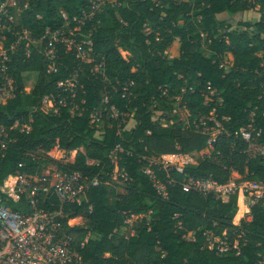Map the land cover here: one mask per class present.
<instances>
[{
    "label": "trees",
    "instance_id": "16d2710c",
    "mask_svg": "<svg viewBox=\"0 0 264 264\" xmlns=\"http://www.w3.org/2000/svg\"><path fill=\"white\" fill-rule=\"evenodd\" d=\"M88 1L19 0L16 27L41 37L46 29L61 27V12L73 18ZM119 2V7L105 6L93 35V50L104 58L107 82L90 75V66H84L83 88L76 101L79 110L74 116L69 108H61L57 114L39 109L42 98L72 69L70 52L60 50L63 64L52 74L46 73L43 59L36 55L21 57L14 65L19 83L23 74L37 72L39 76L29 94L21 93L20 88L13 99L0 104V127L8 130L21 121L31 128L26 134L9 130L12 142L0 156V184L7 176L41 173L48 163L77 151L74 163L65 168L102 181L90 189L87 202L71 206L72 217L84 221L83 226L68 230L76 243L79 264H264L261 202L250 207L251 219L247 220L241 217L248 212L246 200L233 196L222 203L212 196L185 192L181 186L184 177L223 185L233 172L264 185V160L249 158L245 142L234 136L251 125L261 130L264 142V0ZM249 10L260 18L238 23L244 28L241 31L232 30L220 18ZM175 40L180 43L179 55L167 59L165 53ZM118 49L127 54V61ZM164 86L167 94L160 97L159 89ZM124 93L127 96L122 98ZM103 94L109 101L101 112L98 138L90 124L91 114L100 106ZM175 98L185 105L188 122L214 110L219 119L226 118L223 125L229 135L218 137L208 148L206 137L185 128L171 115ZM111 108L128 112L127 122L121 125L120 118H111ZM159 110L166 120H172L170 126L154 121ZM131 121L134 126L128 128ZM116 146L124 151L117 163L126 177L120 184L122 192L110 178L113 166L108 155ZM54 150L52 160L48 155ZM176 153L196 154L198 161L184 166L183 173L152 168L166 186L167 197L162 199L143 173L144 157ZM87 159L93 163L87 165ZM124 213L142 217L132 235ZM235 217L241 218L238 223H234ZM205 232L227 240V253L219 255L206 247ZM189 233L193 234L191 240L186 239Z\"/></svg>",
    "mask_w": 264,
    "mask_h": 264
},
{
    "label": "built area",
    "instance_id": "2783aa9c",
    "mask_svg": "<svg viewBox=\"0 0 264 264\" xmlns=\"http://www.w3.org/2000/svg\"><path fill=\"white\" fill-rule=\"evenodd\" d=\"M119 1L89 0L73 18L61 12V27L57 30L46 29L41 37L36 38L28 30L16 27L15 12L19 0H0V104L13 99L20 88L22 89L20 92L25 93L24 74L20 83L13 74V67L21 57L28 59L32 55L40 56L45 64L46 73L52 74L63 64L60 50H66L71 53L73 67L67 77L57 83L55 90L42 98L39 109L45 114H57L59 109L69 108L70 114L74 116L79 110L76 101L78 91L83 88L80 78L85 75L84 66H90V75L107 82L104 58L96 55L93 50V35L99 27L98 17L105 6L119 7L121 5ZM118 51L127 61L126 53L121 49ZM93 63L96 65L91 67ZM159 91L160 97H164L168 90L164 86ZM126 96L127 94L124 93L122 98ZM205 99H208L206 95ZM174 100L186 110L185 105L178 101V98ZM108 101V95L103 94L100 106L91 114L90 124L96 129L98 138L102 128V124H99L101 112L106 111ZM155 106L153 105V108ZM175 114L174 108L171 115L177 116ZM110 117L120 118V124L123 125L127 122L129 114L119 113L111 108ZM165 117L166 115L162 119H157L160 120L158 124L162 127L172 124V120H166ZM223 121H226V118L219 119L213 110L206 116L188 122L185 128L206 137V145L210 148L215 139L229 135ZM12 129L26 134L31 128L29 124L21 121H16L8 130L0 127V156L12 142L8 135L9 130ZM261 133V130L251 125L240 128L234 133L235 138L245 142L247 146L245 153L249 158L264 160V142L261 141ZM121 153H124L123 148L116 146L108 155L113 166L110 178L116 183L126 181L125 174L117 165L118 155ZM51 159L53 160V157ZM171 160H174L172 163L174 165L169 164ZM54 161L57 163L54 168L35 175L7 176L0 184V264H79L76 243L68 234V230L82 226L76 221L83 219L80 216L72 217L71 206L87 202L90 189L99 186L102 181L98 176L66 169V166L74 163L69 160L68 154ZM144 161L146 167L143 173L150 177L153 187L162 199L167 197L166 186L156 178L152 168L157 167L158 170L163 171L175 169L183 173L184 166L197 164L193 156L182 153L145 156ZM92 163L86 160L87 165ZM181 186L185 192H195L204 197L212 196L222 203H227L233 196L246 200L248 212L242 217L247 220L251 219L249 210L253 204L261 202L264 206V185L250 180L247 175L239 176L235 172L223 185H217L211 179L184 177ZM124 218L128 232L132 235L138 217L132 213H124ZM203 238L205 246L209 249H215L219 255L227 253L230 246L227 240L216 237L211 232H205ZM237 246L238 242H235L233 247L237 248Z\"/></svg>",
    "mask_w": 264,
    "mask_h": 264
},
{
    "label": "rangeland",
    "instance_id": "374dc122",
    "mask_svg": "<svg viewBox=\"0 0 264 264\" xmlns=\"http://www.w3.org/2000/svg\"><path fill=\"white\" fill-rule=\"evenodd\" d=\"M220 18L223 19V20H225V21H227L229 24H231L232 25V30L241 31V30H244V28L238 27V25H237L238 23L245 22V21H248V22H250V21H256V20H258L260 18V15L257 12H254L252 10H249V11H246L244 13L237 14V15H235L233 17H230V18L227 17L226 15H222V16H220ZM179 48H180V43L178 42V40H175L172 43V45L167 49V51H166V58L167 59H175V58H177V56L179 54ZM38 76H39V73H37V72H31V73H28V74L27 73L24 74V83H23V86L25 88V91H24L25 94H29L32 91V89L34 88V86H35V84L37 82ZM179 100H180V98H178V101ZM174 108H175V111H176V114L175 115L178 116V120H179L178 122H181L182 124L187 125V123H188V112L184 108H182V106H180V103H177V102H175ZM152 109H154V108L152 107ZM164 115H166L164 112H162L160 110L157 111L156 112V115L154 117V121H157V119H160V118L162 119V117ZM128 119H129V117H128ZM158 121H160V120H158ZM128 123H129L128 128H132L134 126V122L133 121L128 122ZM81 150L82 149H80V151ZM54 155H55V151L52 152L50 155H48V157L49 158H51V157L54 158ZM75 156H76V151H74L73 153L71 152V153L68 154V158L71 161H74ZM193 158H194V160L198 161V156L196 154L194 155ZM55 162L56 161L48 163L45 166V169L44 170H47L49 168L56 167V164L57 163H55ZM173 162H174V160H171V162H169V164L171 163L170 165H174V164H172ZM120 184H121V182L118 183L119 186H118L117 189H118L119 192H122L123 190H122V187H120ZM141 218L142 217L140 216L138 218V221ZM240 219H241L240 217H235L234 223H238ZM76 222L79 225H82V226L84 224V221L83 220L82 221L78 220ZM186 238L189 239V240L192 239L193 238V234L192 233H189ZM204 244H205V241H204Z\"/></svg>",
    "mask_w": 264,
    "mask_h": 264
},
{
    "label": "crops",
    "instance_id": "0c3cea01",
    "mask_svg": "<svg viewBox=\"0 0 264 264\" xmlns=\"http://www.w3.org/2000/svg\"><path fill=\"white\" fill-rule=\"evenodd\" d=\"M179 55V54H178ZM178 57V56H177ZM83 151V150H82Z\"/></svg>",
    "mask_w": 264,
    "mask_h": 264
},
{
    "label": "bare ground",
    "instance_id": "6f19581e",
    "mask_svg": "<svg viewBox=\"0 0 264 264\" xmlns=\"http://www.w3.org/2000/svg\"><path fill=\"white\" fill-rule=\"evenodd\" d=\"M73 153V152H72Z\"/></svg>",
    "mask_w": 264,
    "mask_h": 264
}]
</instances>
